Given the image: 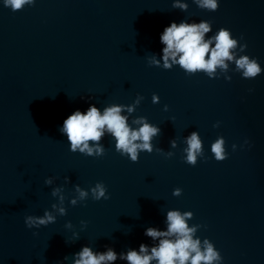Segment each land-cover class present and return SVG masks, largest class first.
I'll use <instances>...</instances> for the list:
<instances>
[{"label":"water","instance_id":"water-1","mask_svg":"<svg viewBox=\"0 0 264 264\" xmlns=\"http://www.w3.org/2000/svg\"><path fill=\"white\" fill-rule=\"evenodd\" d=\"M217 3L33 0L13 11L0 0V264H74L84 246L112 248L109 264H128L121 254L159 245L146 230L166 232L169 211L191 213L193 239L220 253L212 264H264V0ZM173 21H208L210 50L228 28L234 59L211 76L171 57L165 68L160 36ZM245 55L260 64L253 79L237 69ZM90 105L101 114L121 106L133 130L157 127L151 153L138 149L131 161L107 127L87 142L92 155L72 152L63 121ZM193 132L202 144L195 166L186 161ZM221 138L226 159L217 161L211 146ZM97 183L108 199L93 198ZM46 210L55 222L26 226Z\"/></svg>","mask_w":264,"mask_h":264},{"label":"clouds","instance_id":"clouds-1","mask_svg":"<svg viewBox=\"0 0 264 264\" xmlns=\"http://www.w3.org/2000/svg\"><path fill=\"white\" fill-rule=\"evenodd\" d=\"M33 0H4V6L10 7L13 11L22 10L25 5H31ZM198 6L201 8L215 11L219 5L217 0H197ZM182 9L187 8V5H174ZM210 23L201 21L200 23H185L177 24L175 21L166 26L160 36V41L166 45L163 48L164 67L170 68L169 57L173 62L178 63L188 73H194L197 70H203L210 76L214 73L217 66L226 68V60H233L234 56L230 52L236 46V40L230 38V30L221 27L215 37V47L211 48L212 40H205L204 34L210 31ZM242 38V37H241ZM246 48L247 44L241 46ZM210 52V55H209ZM179 59L177 60V55ZM208 55V59L205 57ZM155 63H159L155 61ZM238 70H243V77L253 79L262 71L260 64L256 58L249 60L247 55L235 60ZM251 91V90H250ZM155 99V97H154ZM121 113V106H112L104 110L101 114L95 105H90L86 112H81L79 109L68 115L64 121L60 131L67 136L71 145V151L75 152L79 148L81 153L87 150V155L93 154V148L87 143L91 141H99L102 136V130L107 127V130L116 139V149L121 152V155L128 154L131 161H138V149L147 150L151 153V145L149 143L151 137L155 136L159 129L144 123L138 130L130 129L126 123V118ZM140 119H144L141 117ZM138 122V121H137ZM143 141L137 144L135 141ZM188 148L186 149L188 164L195 166L196 155L201 152L202 144L196 132H193L188 138ZM223 138L218 139L212 146L211 151L215 154L217 161L226 159L223 150ZM82 145V147H81ZM103 151L98 145L96 147L97 154ZM51 181H47L50 183ZM80 198L83 199L87 193L79 190ZM176 190V194L179 193ZM93 198L100 200L102 197L108 199L106 188L102 183H97L92 189ZM56 192H53L55 195ZM62 199V198H61ZM76 200H72L75 204ZM55 208L56 205H53ZM61 215L65 214L64 208H59ZM191 213L181 215L178 211H169L167 214L168 229L166 232L158 231L156 228H148L146 235L153 239L161 238L158 246L151 248L149 253L148 247L144 244L140 245V250H129L126 254H121V259H126L128 264H150L152 260H156L157 264H212L213 261L221 259L220 253L214 250L213 245L205 240L206 247L201 250L199 239L194 240L192 233L194 228H189L185 222V217H190ZM55 222V217L45 211L43 216L28 215L25 217L27 227H39ZM86 225V221H81ZM175 235V239H169ZM78 258L74 260V264H109L117 259V253L108 248L106 252L94 253L89 246L82 247L81 251L75 254ZM67 259V257H65Z\"/></svg>","mask_w":264,"mask_h":264}]
</instances>
